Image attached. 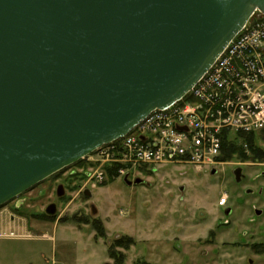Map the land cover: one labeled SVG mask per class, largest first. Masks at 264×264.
<instances>
[{
	"label": "water",
	"instance_id": "obj_1",
	"mask_svg": "<svg viewBox=\"0 0 264 264\" xmlns=\"http://www.w3.org/2000/svg\"><path fill=\"white\" fill-rule=\"evenodd\" d=\"M256 12L264 0H0V208L184 98Z\"/></svg>",
	"mask_w": 264,
	"mask_h": 264
},
{
	"label": "rangeland",
	"instance_id": "obj_2",
	"mask_svg": "<svg viewBox=\"0 0 264 264\" xmlns=\"http://www.w3.org/2000/svg\"><path fill=\"white\" fill-rule=\"evenodd\" d=\"M99 166L83 160L0 208L1 229L25 236L0 239V264H264L263 161L236 158L200 173L191 166H163L136 177L150 185L132 187L118 177L91 180ZM52 204L54 217L46 214ZM13 217L17 223H10ZM93 221L106 229L104 238ZM119 239L134 244L112 247ZM110 249L119 259L111 258Z\"/></svg>",
	"mask_w": 264,
	"mask_h": 264
},
{
	"label": "built area",
	"instance_id": "obj_3",
	"mask_svg": "<svg viewBox=\"0 0 264 264\" xmlns=\"http://www.w3.org/2000/svg\"><path fill=\"white\" fill-rule=\"evenodd\" d=\"M261 131L264 14L256 12L184 98L167 109L154 110L129 134L83 160L100 164L89 174L96 183L108 180V168L119 179H136L163 166H191L200 173L221 163L226 133ZM227 202L226 195L221 205ZM23 238L0 226V239Z\"/></svg>",
	"mask_w": 264,
	"mask_h": 264
},
{
	"label": "trees",
	"instance_id": "obj_4",
	"mask_svg": "<svg viewBox=\"0 0 264 264\" xmlns=\"http://www.w3.org/2000/svg\"><path fill=\"white\" fill-rule=\"evenodd\" d=\"M258 137L260 141L264 143V131L258 132V133H251V134H244V133H237V134H231L226 133L224 136L223 141V149H222V156L220 158V162L224 161H231L232 159H238L242 161H248L251 159H256L259 161L264 162V151L258 148L255 140ZM247 153H250L249 157L247 156ZM82 161L78 162L76 165H81ZM109 172V178L108 182H114L117 180V174L115 173V170L113 168H108ZM90 224V223H88ZM94 230L97 231V234L100 238H104L106 234V229L100 225V222L93 221L91 223ZM127 240V243L124 241ZM134 242L131 239H119L115 244L112 245L116 248H127L129 245H133ZM110 256L111 258L117 260L119 259L117 256V253L113 252L112 249H110Z\"/></svg>",
	"mask_w": 264,
	"mask_h": 264
},
{
	"label": "flooded vegetation",
	"instance_id": "obj_5",
	"mask_svg": "<svg viewBox=\"0 0 264 264\" xmlns=\"http://www.w3.org/2000/svg\"><path fill=\"white\" fill-rule=\"evenodd\" d=\"M211 172H213V170H210ZM205 172H207V171H205ZM262 193V191H260V194ZM228 196V195H227ZM229 198V197H228ZM11 203V202H10ZM257 211H260V210H257ZM256 211V212H257ZM262 213V212H261ZM257 214V213H256ZM262 252H264V247H262Z\"/></svg>",
	"mask_w": 264,
	"mask_h": 264
},
{
	"label": "bare ground",
	"instance_id": "obj_6",
	"mask_svg": "<svg viewBox=\"0 0 264 264\" xmlns=\"http://www.w3.org/2000/svg\"><path fill=\"white\" fill-rule=\"evenodd\" d=\"M37 186H38V185H37ZM37 186H36V187H37ZM34 188H35V187H34ZM34 188H33V189H34ZM31 190H32V189H31ZM31 190H30V191H31ZM28 192H29V191H28ZM15 200H16V199H15ZM13 201H14V200H13ZM8 204H9V203H8ZM8 204H6L5 206H7ZM5 206H3V207H5ZM1 208H2V207H1Z\"/></svg>",
	"mask_w": 264,
	"mask_h": 264
},
{
	"label": "crops",
	"instance_id": "obj_7",
	"mask_svg": "<svg viewBox=\"0 0 264 264\" xmlns=\"http://www.w3.org/2000/svg\"><path fill=\"white\" fill-rule=\"evenodd\" d=\"M10 223H13L14 224V223H17V222H16V220H14V221H11Z\"/></svg>",
	"mask_w": 264,
	"mask_h": 264
}]
</instances>
